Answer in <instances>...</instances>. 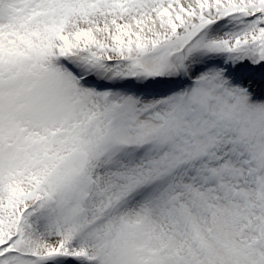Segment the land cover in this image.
Masks as SVG:
<instances>
[{
	"label": "snow or ice",
	"instance_id": "obj_1",
	"mask_svg": "<svg viewBox=\"0 0 264 264\" xmlns=\"http://www.w3.org/2000/svg\"><path fill=\"white\" fill-rule=\"evenodd\" d=\"M0 264H264V0H0Z\"/></svg>",
	"mask_w": 264,
	"mask_h": 264
}]
</instances>
